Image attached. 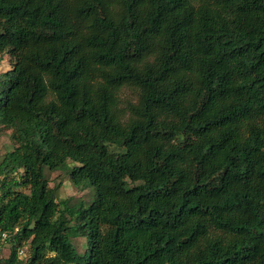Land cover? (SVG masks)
I'll use <instances>...</instances> for the list:
<instances>
[{"label": "trees", "instance_id": "obj_1", "mask_svg": "<svg viewBox=\"0 0 264 264\" xmlns=\"http://www.w3.org/2000/svg\"><path fill=\"white\" fill-rule=\"evenodd\" d=\"M2 55L0 264H264V0H0Z\"/></svg>", "mask_w": 264, "mask_h": 264}, {"label": "rangeland", "instance_id": "obj_2", "mask_svg": "<svg viewBox=\"0 0 264 264\" xmlns=\"http://www.w3.org/2000/svg\"><path fill=\"white\" fill-rule=\"evenodd\" d=\"M10 68L8 57L0 56V73ZM9 130L0 128V157L11 149L9 141ZM73 166L71 162H67L65 167H59L55 170L44 169V177L48 180L49 187L54 189L57 202L67 201L69 206L82 203L84 206L94 199V190L92 188L79 189L72 185L68 178L67 171ZM71 243L76 252L83 255L87 249V240L85 238H71ZM7 254V251H5ZM27 255V248L24 247L21 258Z\"/></svg>", "mask_w": 264, "mask_h": 264}, {"label": "built area", "instance_id": "obj_3", "mask_svg": "<svg viewBox=\"0 0 264 264\" xmlns=\"http://www.w3.org/2000/svg\"><path fill=\"white\" fill-rule=\"evenodd\" d=\"M17 229H14V232H16ZM10 244L8 243V235L7 233H0V263L3 259V257L5 255H7L5 253V251H7L8 253V248H9ZM22 251L21 250L19 253H18V257L21 258L20 256L22 255Z\"/></svg>", "mask_w": 264, "mask_h": 264}]
</instances>
